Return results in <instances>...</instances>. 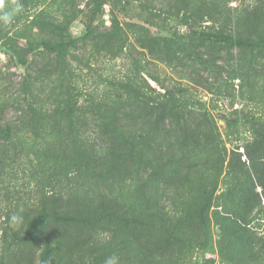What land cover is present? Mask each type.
Here are the masks:
<instances>
[{
	"label": "rangeland",
	"instance_id": "obj_1",
	"mask_svg": "<svg viewBox=\"0 0 264 264\" xmlns=\"http://www.w3.org/2000/svg\"><path fill=\"white\" fill-rule=\"evenodd\" d=\"M212 29L264 41V0H2L0 264H264V49Z\"/></svg>",
	"mask_w": 264,
	"mask_h": 264
},
{
	"label": "trees",
	"instance_id": "obj_2",
	"mask_svg": "<svg viewBox=\"0 0 264 264\" xmlns=\"http://www.w3.org/2000/svg\"><path fill=\"white\" fill-rule=\"evenodd\" d=\"M87 28H91V24L88 22L86 24ZM213 31H208V36H209V40L211 41H215V42H222L228 46H236V47H249V46H257L260 48L264 49V41L259 39V40H251L247 37H242L240 35L237 34H233L231 33H223L220 29H212ZM207 33V31H203V33ZM43 45L48 49H56V45H53V43L50 42H43ZM64 47V45L60 46V49H62ZM136 94L138 95V99L140 102V105H145L146 108H151L149 107L146 102L144 101V95H140L139 91H135ZM145 102V103H144ZM165 107H167L166 109V113H174L175 114V109L174 107H170L165 105ZM165 107H162V113L164 114V109ZM162 117L159 120V122L161 121ZM108 122L104 121V127L106 128L108 126ZM112 124V123H111ZM141 124L144 126V121H141ZM110 126V124H109ZM108 128H112V127H107ZM145 130H149L146 131L143 135L140 136L139 140H133L134 136L131 135L130 140H126V142L129 145H125L126 148H131L133 149L134 153L138 154L139 156H142L144 153H147L149 149H152L151 143L150 142H154L157 139L155 138V136H151V129L149 128L148 125H146L144 127ZM156 140H155V139ZM240 188V187H239ZM241 189V188H240ZM256 197V194H255ZM145 198L144 195L140 194V200L138 199L137 202H139V204L136 205L138 206L136 209L131 211V214H139L138 218H136V224L139 225L142 228H151L152 230H155L156 225L159 226L161 229L166 230V232L169 234L168 235V239L169 240H173V242L176 241H181V243H187L189 245L195 243V239L193 237H186V233L183 232L181 234H179L180 237H178L177 235H174V232H169L170 228L167 226L164 227V225H162L160 222L161 217L158 216L157 214L159 213L161 216L162 214L160 213L159 209H155L158 208V205H152V204H148L151 203L150 199L146 198V203L148 204L147 206L144 205V201L141 200ZM256 200V199H255ZM255 206L250 204L249 202H246L245 205V209L244 211H235V210H229L227 211V215H224V217H221L220 222L218 223L220 225V229L222 231V234L225 235L230 234L233 237H236L237 239H241V237L245 236V237H249V232L250 229L247 227L248 221L247 218L251 212V210H254ZM53 215H59V213L57 211H53L50 212ZM163 217V216H162ZM128 220V218H126ZM202 223L204 226L207 225V219H203ZM165 228V229H164ZM170 237V238H169Z\"/></svg>",
	"mask_w": 264,
	"mask_h": 264
},
{
	"label": "clouds",
	"instance_id": "obj_3",
	"mask_svg": "<svg viewBox=\"0 0 264 264\" xmlns=\"http://www.w3.org/2000/svg\"><path fill=\"white\" fill-rule=\"evenodd\" d=\"M0 3H2V0H0ZM2 19L5 22H8L10 20V15L9 14H5ZM21 217L17 216V215H13L11 217V224L12 226H17L20 222H21ZM105 264H118V257L116 255H112L110 257L107 258V260L105 261Z\"/></svg>",
	"mask_w": 264,
	"mask_h": 264
}]
</instances>
